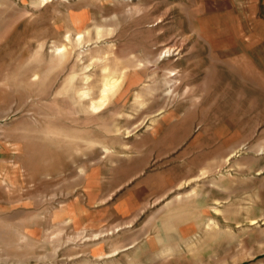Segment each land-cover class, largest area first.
<instances>
[{
    "label": "rangeland",
    "instance_id": "rangeland-1",
    "mask_svg": "<svg viewBox=\"0 0 264 264\" xmlns=\"http://www.w3.org/2000/svg\"><path fill=\"white\" fill-rule=\"evenodd\" d=\"M223 8L0 0V180L18 197L21 220L20 240L5 246L18 253L20 242L21 264H264V70L252 65L258 56L232 58L239 38L226 31ZM109 78L117 87L93 112ZM127 145L158 158L117 160L99 198L115 190L128 205L127 178L156 173L165 216L174 204L202 225L179 260L172 250L151 263L100 260L93 247L102 241L79 223L106 204L94 201L90 167L104 168ZM138 195L131 202L147 201ZM210 198L222 201L209 209Z\"/></svg>",
    "mask_w": 264,
    "mask_h": 264
},
{
    "label": "crops",
    "instance_id": "crops-1",
    "mask_svg": "<svg viewBox=\"0 0 264 264\" xmlns=\"http://www.w3.org/2000/svg\"><path fill=\"white\" fill-rule=\"evenodd\" d=\"M223 3V18L226 31L231 36L235 34L239 40L230 44L231 56H236L238 62H246L248 57L258 56L260 60L252 65L255 70H264V0H213ZM234 47L236 52H234ZM230 54V53H229ZM243 60V61H242ZM235 61V60H233ZM195 137V136H194ZM199 139L203 136L198 135ZM197 137L193 138L196 142ZM193 144V143H192ZM136 145V144H135ZM135 145H127L125 154L119 159L110 162L108 157L104 158V168L95 164L90 167L88 175L89 188L98 194H94V201L99 202L104 199V205L101 208H90L80 213V224L88 228L94 234L95 241H102L94 245V254L100 260L117 258L127 261L151 263L152 260H160L161 256L166 255L172 250L173 256L182 258L185 248L200 235L201 223L197 219L190 217V214L179 212L174 204H172L171 214L165 216V207L162 204L161 192L157 194V190L161 188L159 176L152 172L146 173L145 169H139L135 174L131 175L125 181V184L132 185L130 191L132 195L127 198L130 202L115 198L116 191L112 190L108 195L99 198L102 186L113 175L114 165L122 161L127 164L135 163L142 158H148L149 164L155 161L158 156L153 157V153L142 154L144 150H133ZM130 148V149H128ZM124 151V150H122ZM136 151V152H135ZM135 152V153H134ZM155 154V153H154ZM111 159H113L111 157ZM174 159L171 165L177 164V153L168 154L166 160ZM119 160L120 162H117ZM146 167L147 165H142ZM9 193L10 198H4L3 192ZM89 189V190H90ZM11 184L6 188L0 180V264H21V247L18 242L17 250L10 251L11 247L5 246L6 239L21 238V220L19 212L18 197L12 192ZM146 197L140 204L131 202L136 199L135 194ZM138 195V196H140ZM107 196V197H106ZM155 199V200H153ZM154 201V202H153ZM222 201L221 198H210L207 208H211L214 203ZM203 208V207H202ZM83 217V218H82ZM122 219L121 225L116 223L117 219ZM79 221V220H78ZM116 221V222H115ZM110 226L107 232H101L103 228ZM176 235V237H175ZM174 237V238H173ZM107 238V239H106ZM173 238V239H171ZM15 243L12 247L15 249ZM170 247V248H169ZM18 254V260L16 255ZM12 256L14 259H12ZM178 258V260H179ZM119 261V260H117Z\"/></svg>",
    "mask_w": 264,
    "mask_h": 264
},
{
    "label": "bare ground",
    "instance_id": "bare-ground-1",
    "mask_svg": "<svg viewBox=\"0 0 264 264\" xmlns=\"http://www.w3.org/2000/svg\"><path fill=\"white\" fill-rule=\"evenodd\" d=\"M64 50V49H62ZM60 50V51H62ZM117 81L114 79H106L104 81L103 89L101 91L102 95L99 101H93L90 105V108L93 112H98L104 109L107 100L109 99V96L114 93L116 87H117ZM88 94H85V97L87 98Z\"/></svg>",
    "mask_w": 264,
    "mask_h": 264
}]
</instances>
